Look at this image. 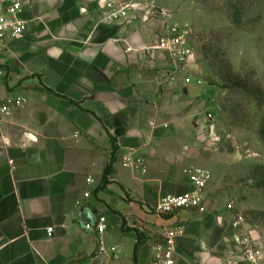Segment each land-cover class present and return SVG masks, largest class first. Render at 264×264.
I'll use <instances>...</instances> for the list:
<instances>
[{
  "label": "crops",
  "instance_id": "crops-1",
  "mask_svg": "<svg viewBox=\"0 0 264 264\" xmlns=\"http://www.w3.org/2000/svg\"><path fill=\"white\" fill-rule=\"evenodd\" d=\"M20 1L26 29L0 51V91L28 99L0 121V264H81L96 248L98 215L106 219L103 240L116 246L101 256L105 264H150L170 227L182 230L175 264H250L234 216L213 199L211 169L204 213L155 209L163 196L193 188L194 168H209L191 124H204L206 104L184 81L197 77L192 61L160 84L169 60L153 37L163 20L151 8L144 18L131 9L125 19H109L111 0ZM109 136L118 155L141 154L147 171L125 168L117 157L110 183L96 191ZM83 206L97 210L91 228L80 218Z\"/></svg>",
  "mask_w": 264,
  "mask_h": 264
},
{
  "label": "rangeland",
  "instance_id": "rangeland-1",
  "mask_svg": "<svg viewBox=\"0 0 264 264\" xmlns=\"http://www.w3.org/2000/svg\"><path fill=\"white\" fill-rule=\"evenodd\" d=\"M115 1L149 6L164 22L192 29L190 65L203 83L188 87L206 104L203 168L217 177L214 201L245 217L264 264V0Z\"/></svg>",
  "mask_w": 264,
  "mask_h": 264
},
{
  "label": "built area",
  "instance_id": "built-area-1",
  "mask_svg": "<svg viewBox=\"0 0 264 264\" xmlns=\"http://www.w3.org/2000/svg\"><path fill=\"white\" fill-rule=\"evenodd\" d=\"M108 18L112 20L125 19L132 9V4L116 3L111 0L107 3ZM23 8L20 0H0V51L6 47L8 38L22 35L26 29V21L19 18ZM192 29L186 25H176L164 22L153 37L154 48L164 51L169 60L167 76L160 84L172 79L177 73L184 72L185 65L194 57L190 38ZM6 76V69L0 64V87ZM185 83L191 82V77L186 75ZM198 85L203 83L202 79L195 77ZM27 97L20 91H0V121L10 116L14 111L24 107ZM77 136V134H75ZM120 164L128 169L146 173L147 167L144 157L135 149H128L118 155ZM210 179V172L204 168H194L189 174V180L193 185L190 191L180 194H167L163 196L156 211L159 214H169L178 210H192L197 213L206 211V185ZM91 181V180H89ZM85 197L89 193H84ZM245 217L240 213L234 215L231 227L238 231V238L244 245L241 256L250 264H258L261 259V251L258 245L250 238L244 228ZM96 235V248L87 255L81 264H105L102 255L115 252L116 246H107L103 240L106 230V219L98 215L94 224ZM51 231V228L48 229ZM182 232L180 227L167 228L161 235L159 243L155 246V259L150 264H175L177 250V238Z\"/></svg>",
  "mask_w": 264,
  "mask_h": 264
},
{
  "label": "water",
  "instance_id": "water-1",
  "mask_svg": "<svg viewBox=\"0 0 264 264\" xmlns=\"http://www.w3.org/2000/svg\"><path fill=\"white\" fill-rule=\"evenodd\" d=\"M132 9L136 12L139 17L144 18L145 14L147 13L148 9H150L149 6H132ZM209 118H211L210 114H206ZM193 128L197 129L198 133H201L204 129V124L203 123H197L196 121H193L192 123ZM97 214V210L89 207V206H83L80 209V218L83 221V225L86 228H91L93 226L95 216Z\"/></svg>",
  "mask_w": 264,
  "mask_h": 264
},
{
  "label": "trees",
  "instance_id": "trees-1",
  "mask_svg": "<svg viewBox=\"0 0 264 264\" xmlns=\"http://www.w3.org/2000/svg\"><path fill=\"white\" fill-rule=\"evenodd\" d=\"M109 137H110V140H111V156H110V160H109L108 164L104 168L103 175H102V178H101V182L97 186L96 191L105 188V186L110 183L108 177H109L112 165L116 161V159L118 157V153H119V146H118V144L116 142V139H114L111 136H109Z\"/></svg>",
  "mask_w": 264,
  "mask_h": 264
}]
</instances>
